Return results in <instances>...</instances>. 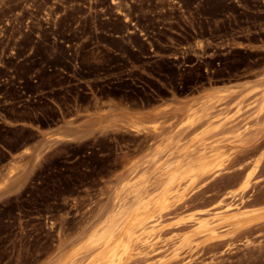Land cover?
Returning a JSON list of instances; mask_svg holds the SVG:
<instances>
[{"label":"rangeland","instance_id":"rangeland-1","mask_svg":"<svg viewBox=\"0 0 264 264\" xmlns=\"http://www.w3.org/2000/svg\"><path fill=\"white\" fill-rule=\"evenodd\" d=\"M0 264H264V0H0Z\"/></svg>","mask_w":264,"mask_h":264},{"label":"bare ground","instance_id":"bare-ground-1","mask_svg":"<svg viewBox=\"0 0 264 264\" xmlns=\"http://www.w3.org/2000/svg\"><path fill=\"white\" fill-rule=\"evenodd\" d=\"M231 210V209H230ZM226 212V211H225ZM223 213V212H222ZM217 216H220V215H217ZM132 217V216H131ZM240 220V219H239ZM99 231V230H98ZM98 235V234H97ZM96 235V237H97ZM102 236V235H101ZM115 236V235H114ZM105 237V236H104ZM99 238V237H98ZM103 238V237H102ZM101 239V238H100ZM88 241V240H87ZM129 248V247H128Z\"/></svg>","mask_w":264,"mask_h":264}]
</instances>
